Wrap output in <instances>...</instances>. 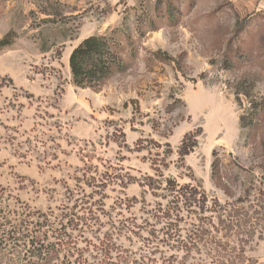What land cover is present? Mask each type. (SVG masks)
Listing matches in <instances>:
<instances>
[{
    "label": "rangeland",
    "instance_id": "rangeland-1",
    "mask_svg": "<svg viewBox=\"0 0 264 264\" xmlns=\"http://www.w3.org/2000/svg\"><path fill=\"white\" fill-rule=\"evenodd\" d=\"M3 39L0 264H264V0H0Z\"/></svg>",
    "mask_w": 264,
    "mask_h": 264
},
{
    "label": "trees",
    "instance_id": "trees-1",
    "mask_svg": "<svg viewBox=\"0 0 264 264\" xmlns=\"http://www.w3.org/2000/svg\"><path fill=\"white\" fill-rule=\"evenodd\" d=\"M158 1L160 2V0ZM8 43V39H3L0 41V47ZM119 46L112 35L95 34L84 38L74 48L69 59L74 84L80 87H95L111 76L114 70L120 68L122 64ZM40 240L37 241L31 237L28 244L38 246L42 242ZM44 246L40 245L39 252H34L32 256L38 258L43 256L41 248L48 251Z\"/></svg>",
    "mask_w": 264,
    "mask_h": 264
},
{
    "label": "crops",
    "instance_id": "crops-1",
    "mask_svg": "<svg viewBox=\"0 0 264 264\" xmlns=\"http://www.w3.org/2000/svg\"><path fill=\"white\" fill-rule=\"evenodd\" d=\"M128 1V5H130V6H139L141 3H142V1L143 0H127ZM114 11L116 12V10L114 9ZM113 13L114 15L116 14V13ZM117 14L120 16V14H119V12H117ZM111 22H113L112 21V19L111 20H108L105 24H106V26L108 27V26H110L111 25ZM84 39V38H83ZM82 39V40H83Z\"/></svg>",
    "mask_w": 264,
    "mask_h": 264
}]
</instances>
